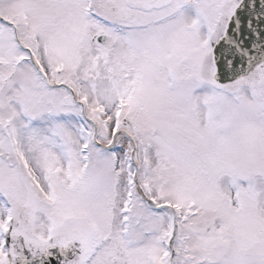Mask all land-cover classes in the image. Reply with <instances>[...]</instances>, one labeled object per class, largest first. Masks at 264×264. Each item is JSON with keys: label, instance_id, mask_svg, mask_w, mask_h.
<instances>
[{"label": "snow or ice", "instance_id": "obj_1", "mask_svg": "<svg viewBox=\"0 0 264 264\" xmlns=\"http://www.w3.org/2000/svg\"><path fill=\"white\" fill-rule=\"evenodd\" d=\"M0 264H264V0H0Z\"/></svg>", "mask_w": 264, "mask_h": 264}]
</instances>
